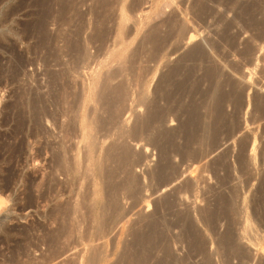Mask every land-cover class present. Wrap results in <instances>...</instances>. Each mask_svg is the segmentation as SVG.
Masks as SVG:
<instances>
[{
  "label": "rangeland",
  "instance_id": "rangeland-1",
  "mask_svg": "<svg viewBox=\"0 0 264 264\" xmlns=\"http://www.w3.org/2000/svg\"><path fill=\"white\" fill-rule=\"evenodd\" d=\"M84 1L75 0L74 5V0H0V264H123L129 253L137 256L134 264H144V260L145 264H158L160 257L165 264L168 254L177 260L181 258V264H204L203 254L190 250L178 236V228L168 231V236L156 249H153V241H148L145 249L140 247L135 235L142 225L154 218L162 215L173 218L171 210L161 206L167 197L177 198L174 211L207 205L216 209L218 204L214 203L221 193L230 201L227 207L238 206L240 217L248 216L239 219L241 228L236 231L241 232L236 234L242 238L244 233L239 242L254 256L253 264L264 262L263 182L260 186V178L264 177V71L261 66L264 61V0H238L240 5L237 0L221 3L214 0H206V3L205 0H146L125 18L121 17L120 6L116 4L110 8L107 24L103 25L104 45L97 37L93 43H87L88 36L93 33L94 16L100 14L101 9L94 5L92 11L93 1ZM130 1L124 0V5H129ZM203 1L210 8L201 11L200 2L203 4ZM247 4L257 6L252 22L248 15L241 14V8ZM75 6L83 14L89 10L82 20L75 18ZM172 15L175 16L173 26H158L160 36H170L161 50L156 51L151 42L141 44L150 26ZM177 20L182 22L184 30L188 29L176 28ZM39 22L44 23L45 29L37 27ZM80 24H84L80 39L87 45V54L79 61L68 42H74V33ZM101 27L94 30H101ZM95 31L92 35L100 34ZM190 33L196 37L189 43ZM180 34L185 35L184 38ZM43 36H46L44 42ZM196 42L201 43L205 57L188 59L187 51ZM176 65L181 71L167 74ZM214 67L219 71L208 77L205 73ZM110 70L118 72L115 78L119 81L126 78L130 84V97L122 119L128 129L138 116L147 115L149 108L152 112L162 111L167 123L157 122L149 130L141 131L138 143L128 137L127 142L136 153L133 172L139 182L131 186L133 189L122 199L125 218L107 236L97 239L82 235L89 229L87 225L74 233V112L81 111L84 105L91 108L90 85L94 78H104ZM167 75L170 81L165 83L163 79ZM185 77L187 90L181 89L182 92L168 100L166 96L169 92L171 96V90ZM217 90L227 95L221 104L223 118L216 124L212 118L217 111L214 100ZM190 112L196 117L199 113L202 119L199 121L210 122L206 133V139H210L205 143L209 140L211 143L191 147L192 154L197 149L204 150L197 158L192 154L193 158H186L175 151L177 145L183 144L179 127L191 118ZM167 133L177 134L171 139ZM244 139L247 149L244 151L245 164H242L238 155ZM58 152L68 163L56 160ZM162 157H167L178 171L177 177L175 175L164 185L161 174L155 172ZM64 163L67 167L70 164L69 169ZM188 181L194 182V187L183 186ZM221 216L219 233L231 224L228 213ZM192 219L207 241L213 264L238 263L237 258L225 257L224 250L216 252L218 232L214 237L207 220L206 224L197 211L192 212ZM227 222L229 225L225 226ZM247 227L251 230L245 233ZM247 234L253 236L248 235V241ZM143 256L147 258L142 259L144 262ZM173 263L178 262L174 260Z\"/></svg>",
  "mask_w": 264,
  "mask_h": 264
},
{
  "label": "bare ground",
  "instance_id": "bare-ground-1",
  "mask_svg": "<svg viewBox=\"0 0 264 264\" xmlns=\"http://www.w3.org/2000/svg\"><path fill=\"white\" fill-rule=\"evenodd\" d=\"M44 1V0H43ZM48 1V0H47ZM78 1V0H77ZM81 1V0H80ZM84 1V0H83ZM88 1V0H87ZM93 1L90 5V9L92 11L94 8V5H97L98 8H100V14H97L94 16L95 20V25L94 28H98L101 27V30L95 29L97 31H100V34H94L96 31L93 28V33H91V36H88L89 38L87 39V43L92 42L94 40L97 39L98 41L102 40V43L104 41L103 39V31L105 29V26L103 27L106 20H108V13L110 11V8L116 4H119L120 6V12H121V17L125 18L127 16V13H133L134 11H136L137 9H139V7L144 3V1L146 0H132L130 1L131 3L129 5H124V0H91ZM172 1V0H171ZM212 1V0H211ZM215 2L221 3L224 2L226 0H214ZM229 1V0H228ZM238 1V0H237ZM257 1V0H256ZM39 2V1H38ZM59 2V1H58ZM67 2V1H66ZM85 2V1H84ZM45 3V2H44ZM43 3V4H44ZM53 3V2H52ZM200 9L201 11L206 10L210 7H206V5L203 4L202 2H200ZM206 3V0H205ZM239 3V1H238ZM41 4V3H40ZM48 4V3H47ZM63 4V3H62ZM197 4V3H196ZM57 5V4H56ZM59 5V4H58ZM74 5H75V0H74ZM163 5V4H162ZM231 5V4H230ZM240 5V3H239ZM256 5V4H255ZM253 4H247L246 6H241L242 10H241V14H245L249 16L250 21L252 22V17L253 15L256 13H254V9L257 7ZM260 5V4H259ZM49 6V5H47ZM78 6V5H76ZM75 6V10H74V15H76L75 18L78 17V20H82L85 17V14H88L89 10L83 14L82 12H79V9L77 10ZM118 6V5H117ZM169 6V5H167ZM210 6V5H209ZM213 6V5H212ZM233 6V5H231ZM230 6V7H231ZM50 7V6H49ZM216 7V6H215ZM234 7V6H233ZM116 8V7H115ZM195 8V7H194ZM206 8V9H205ZM212 8V7H211ZM264 8V7H263ZM262 8V9H263ZM45 9V8H44ZM89 9V8H88ZM95 9V8H94ZM114 9V8H113ZM173 9V8H172ZM192 9V8H191ZM259 9V8H258ZM50 10V9H49ZM90 10V11H91ZM98 10V9H97ZM91 11V12H92ZM163 11V10H162ZM178 11V10H177ZM195 11V10H194ZM197 11V10H196ZM214 11V10H213ZM60 12V11H59ZM158 12V11H157ZM53 13V12H52ZM93 13V12H92ZM212 13V12H211ZM254 13V14H253ZM47 14V13H46ZM56 14V13H55ZM167 14V13H166ZM111 15V14H110ZM109 15V16H110ZM161 15V14H160ZM239 15V14H238ZM131 16V15H130ZM197 16V15H196ZM244 16V15H243ZM45 17V16H44ZM50 17V16H49ZM55 17V16H54ZM111 17V16H110ZM153 17V16H152ZM175 16H168L166 17L167 19H163L160 23L158 22V24H154L152 26L149 27V29L147 30L148 34H145L146 36L144 37V39L142 40L141 44H148L151 42V44H153L154 49L156 51H159L163 48L164 44L168 41L169 39V34L168 35H164L163 37L159 35L158 32V28H160L162 26V24H172L171 26L174 25V18ZM218 17V16H217ZM93 18V17H92ZM193 18V17H192ZM110 19V18H109ZM181 19V17H180ZM218 19V18H217ZM254 19V18H253ZM86 20V19H85ZM155 20V19H154ZM233 20V19H232ZM49 21V20H48ZM84 21V20H83ZM176 21V20H175ZM230 21V20H229ZM254 21V20H253ZM257 21V20H256ZM121 22V21H120ZM171 22V23H170ZM184 22V21H183ZM260 22V21H257ZM94 23V22H92ZM96 23H100L98 26L96 25ZM204 23V22H203ZM75 24V23H74ZM87 24V23H86ZM150 24V23H149ZM192 24V23H191ZM206 24V23H205ZM253 24V23H252ZM257 24V23H256ZM259 24V23H258ZM161 25V26H160ZM176 28H179V30L185 27H183V24L181 21L177 20V22L175 23ZM254 25V24H253ZM78 27V25H75ZM149 26V25H148ZM160 26V27H158ZM170 26V27H171ZM257 26V25H256ZM40 27L41 30L45 29L44 28V23L39 22L38 26ZM86 27V26H85ZM92 27V26H91ZM175 27V26H174ZM87 28V27H86ZM104 28V29H103ZM167 28V27H166ZM40 29L38 28V30L40 31ZM76 32L74 33V42L73 41H69V48L72 50L74 49V52L76 53L75 56H78L79 61L83 58H85L86 54H87V45L82 42L83 39H80L81 36V32H84V24L81 25L76 28ZM188 29V28H187ZM187 29H185L184 31H186ZM178 30V29H177ZM176 30V31H177ZM106 31V30H105ZM165 31V30H164ZM169 31V30H168ZM183 31V34H185ZM182 32V31H181ZM262 32V29H261ZM106 33V32H104ZM164 33V32H163ZM173 33V32H172ZM171 33V34H172ZM178 33V32H177ZM175 34V33H174ZM183 34L181 35V38H184ZM89 35V34H88ZM106 35V34H105ZM173 35V34H172ZM259 35V34H258ZM264 35V34H263ZM176 36V35H175ZM262 36V35H260ZM95 37H97L96 39H94ZM174 37V36H173ZM195 35L193 33H190L188 36V42H192L195 39ZM258 37V36H257ZM49 38V37H48ZM67 38V37H66ZM69 38V37H68ZM172 38V36H171ZM42 41L44 42V40L46 39V36H43V38H41ZM94 39V40H93ZM37 40V39H36ZM70 40V39H69ZM93 40V41H92ZM170 40V39H169ZM181 40V39H180ZM38 41V40H37ZM49 41V40H48ZM182 41V40H181ZM184 41V40H183ZM100 44V43H99ZM201 44V43H200ZM198 42H196L195 44H193L189 50L187 51V58L188 59H194V58H204L205 57V51L203 50V48L201 47ZM43 45V44H42ZM104 45V43H103ZM51 46V45H50ZM49 47V46H48ZM180 47V46H179ZM189 47V46H188ZM249 47V46H248ZM56 51V49H55ZM57 52V51H56ZM55 52V53H56ZM60 52V51H59ZM54 53V54H55ZM171 53V52H170ZM186 53V51H185ZM59 56V55H58ZM130 58V57H129ZM184 58V57H183ZM56 59V58H55ZM54 59V60H55ZM207 59V58H206ZM78 61V60H77ZM121 65H122V60L120 61ZM184 62V61H183ZM125 63V62H124ZM79 64V63H78ZM172 64V63H171ZM179 65V64H178ZM176 65L174 67H172L169 72H167V74L172 75V73H175L176 71H179V66ZM204 65V64H203ZM124 66V65H123ZM186 67V66H185ZM216 67V66H215ZM212 68V69H208L209 71L206 72L205 74L208 75V77L210 76H215V74L219 71L217 68ZM122 68V66L120 67ZM124 68V67H123ZM207 68V67H206ZM126 69V68H125ZM181 71V70H180ZM179 71V72H180ZM196 71V70H195ZM264 71V70H263ZM108 72V71H107ZM190 72V71H189ZM183 73V72H182ZM191 73V72H190ZM196 73V72H195ZM118 75V72L116 71H111L108 72L104 78H94L93 82L90 85V89L89 91L91 92L90 98H89V102H91L92 106L90 109H88L85 105L84 108H82V110H77L76 112H74V233L76 234L77 231H79V228L82 227V225H87L89 226V229H86L84 231V234L82 235H86L87 237H94L97 239H101L105 236H107L112 229L122 221L123 218H125V211H123L122 209V199L127 197L125 196L126 194H128V191H131L130 189L132 188L131 186L136 185L139 181H138V177L135 175V172H133V167L136 164V160H135V151L132 148V146H130L127 142L128 137L131 139H129L130 141H134L137 142L140 140V133L141 131H143L144 129H148L151 126H153L154 123L160 122V123H165V114L161 112H159V110H153L150 111L149 108V112H147V115L144 116H138L134 123L132 124L131 128L128 129L126 127V125L124 124L123 119V115L126 112V107H127V102L129 99V95H130V89H129V81L126 78H120L121 80L119 81L117 78H115ZM166 75V74H165ZM191 75V74H190ZM206 75V77H207ZM169 75L166 76V78H164L163 80L165 81V83H168L170 81V76ZM165 77V76H164ZM168 77V78H167ZM175 77V76H174ZM207 77V78H208ZM194 78V77H193ZM214 78V77H213ZM118 80V82H116L115 80ZM160 79V78H159ZM188 79L190 80V76L188 77ZM115 81V83H114ZM159 81V80H158ZM176 81V80H175ZM187 78L185 77L184 80H182V82L178 83L176 85V87L174 89H172V93L170 96V92L168 94V96H166L168 98V100L170 98H174V96L176 95L177 92L181 91L184 89H186V85L187 83ZM172 83V81H171ZM207 83V82H206ZM129 84V85H128ZM208 84V83H207ZM173 85V84H172ZM171 85V86H172ZM194 85V84H193ZM215 85V84H214ZM219 86V85H218ZM164 88V87H163ZM192 88V87H191ZM235 88V87H234ZM238 88V87H237ZM169 89V88H168ZM182 89V90H181ZM216 89V88H215ZM84 90V89H83ZM164 90V89H163ZM166 90V88H165ZM183 90V92H184ZM187 90V89H186ZM202 90V89H201ZM221 90V89H220ZM234 91V90H232ZM236 91V90H235ZM88 92V90H87ZM162 92V91H161ZM200 92V91H199ZM218 94L216 95V100L215 101V105L217 107V111L216 114L214 116V118H212V120L214 119V121L216 122V124L219 122L220 118L222 117V108L223 107L221 104L223 102V98L225 95L224 92H220L218 91ZM164 93V91H163ZM186 93V92H185ZM209 93V92H208ZM214 93V92H213ZM243 93V92H242ZM162 94V93H160ZM199 94V93H198ZM231 94V93H230ZM235 94V93H234ZM201 95V94H200ZM229 95V94H228ZM178 96V95H177ZM176 96V97H177ZM190 96V95H189ZM231 96V95H230ZM242 96V95H241ZM193 97V96H192ZM201 97V96H200ZM233 97V96H232ZM244 97V96H243ZM181 98V97H180ZM191 98V97H190ZM194 98V97H193ZM203 98V97H202ZM240 98V97H239ZM37 99V98H36ZM201 99V98H200ZM32 100V99H31ZM35 101V100H34ZM201 101V100H200ZM170 102V101H169ZM202 102V101H201ZM40 103V102H39ZM86 103V102H84ZM158 103V102H157ZM177 103V102H176ZM214 103V102H213ZM33 104H36V102H34ZM32 104V105H33ZM42 104V103H41ZM75 104V103H74ZM149 104V103H148ZM40 105V104H39ZM181 105V104H179ZM178 105V106H179ZM195 105V103H194ZM35 106V105H33ZM156 106V105H155ZM160 106V105H159ZM213 106V105H212ZM164 107V106H163ZM182 107V106H181ZM193 107V106H192ZM215 106H213L214 108ZM215 107V108H216ZM187 108V107H186ZM214 108V109H215ZM39 109V108H38ZM37 109V110H38ZM154 109V108H153ZM41 110V109H40ZM75 110V108H74ZM184 110V109H183ZM39 111V110H38ZM156 111V112H155ZM164 111V110H163ZM36 112V111H35ZM41 113V111H40ZM193 113V111H192ZM260 113V112H259ZM168 114V113H167ZM181 114V113H180ZM191 118H189L188 120H185L184 123H180V136L183 139V144L181 145V147H179L178 145L176 146L175 151H177L178 153H182L184 157H188L191 156L193 148L191 149V147L195 146V145H200L203 146L204 144L209 145L211 142L209 140V142L205 143L206 140L210 139V137L208 139H206V133L209 127L208 126V122H201L199 120V117L201 115L197 114V117L191 114V112L189 113ZM208 114V113H207ZM39 115V114H38ZM169 115V114H168ZM206 115V113H205ZM189 116V115H188ZM237 118V117H236ZM176 119V118H175ZM206 119V118H205ZM187 121V122H186ZM204 121V119H203ZM167 123V122H166ZM233 123V122H232ZM179 124V123H178ZM205 124V125H204ZM215 124V125H216ZM223 124V123H222ZM239 124V123H238ZM155 125V124H154ZM218 127V126H217ZM214 128V127H213ZM211 128V129H213ZM215 129H218L215 127ZM231 129V128H230ZM149 130V129H148ZM219 130V129H218ZM227 130V129H225ZM212 131V130H211ZM215 132V130H213ZM146 132V130H145ZM148 132V131H147ZM217 132V130H216ZM220 132V131H219ZM228 132V131H227ZM165 133V131H164ZM209 133V132H208ZM213 133V132H212ZM211 133V134H212ZM161 134V133H160ZM169 134V133H167ZM166 134V135H167ZM177 133H173V134H169L168 136L171 137V139H174ZM217 134V133H216ZM215 134V135H216ZM163 135V132H162ZM208 135V134H207ZM210 135V134H209ZM213 135V134H212ZM156 136V135H155ZM167 136V137H168ZM164 137V136H163ZM180 138V139H181ZM213 139V137H211ZM215 138V137H214ZM218 139V138H217ZM220 139V138H219ZM176 140V139H175ZM169 141V139H168ZM174 141V140H173ZM172 141V142H173ZM214 141H216L214 139ZM220 141V140H218ZM156 142V141H154ZM171 142V143H172ZM175 142V141H174ZM170 143V144H171ZM216 143V142H213ZM212 143V145H213ZM219 143V142H218ZM176 144V143H174ZM220 144V143H219ZM210 145V146H212ZM216 145V144H215ZM159 146V145H158ZM206 146V145H205ZM214 146V145H213ZM246 146H247V142L244 139L241 143V150L240 153L238 155L239 160L242 162V164L244 163V151H246ZM161 147V146H160ZM173 147V146H172ZM209 147V146H208ZM202 148V147H201ZM205 147H203L204 149ZM212 148V147H211ZM191 149V150H190ZM210 149V148H209ZM208 149V150H209ZM218 149V148H217ZM222 149V148H221ZM229 149V148H228ZM68 150V149H67ZM70 150V149H69ZM68 150V151H69ZM168 150V149H167ZM206 150V149H205ZM251 152L253 153L254 151V146L251 148ZM63 151V150H62ZM169 151V150H168ZM54 152V151H53ZM67 152V151H65ZM204 150H196L195 152H193V157L197 158L199 155L203 153ZM213 152V151H212ZM55 154V153H54ZM69 154V153H68ZM67 154V155H68ZM168 154V153H167ZM209 154V153H208ZM163 155V154H162ZM161 155V156H162ZM206 155V154H205ZM213 155V154H212ZM171 156V155H170ZM204 156V154H203ZM228 156V155H227ZM67 157V156H66ZM191 156V158H193ZM237 157V158H238ZM56 160L59 162H66L68 163V161H66L67 159L65 158L64 155H62L60 152H58V154H56L55 156ZM163 160L160 162V164L156 167V171L161 174V178L163 179V185L165 183H167L169 180H172V178L176 175L177 177V167L176 165H173L168 159L167 157H162ZM189 158V157H188ZM66 159V160H65ZM182 159V158H181ZM219 159V158H218ZM222 159L226 160L225 158ZM55 160V161H56ZM171 160V159H170ZM199 160V159H198ZM216 160V159H215ZM223 160V161H224ZM56 162V163H58ZM60 162V163H61ZM240 162V163H241ZM59 163V164H60ZM219 163V162H217ZM227 163V162H226ZM65 164V163H64ZM63 164V165H64ZM61 165V164H60ZM70 165V164H69ZM68 165V167H69ZM66 166V164H65ZM223 166V165H222ZM67 167V166H66ZM67 167V169H69ZM192 167V166H191ZM200 167V166H199ZM225 167V164L224 166ZM230 167V166H227ZM64 168V166L62 167ZM208 168V167H207ZM67 169H65L66 171H68ZM200 170V169H199ZM202 170V169H201ZM229 170V169H227ZM64 171V170H63ZM168 171H170V173H167ZM165 172L168 174H165ZM207 173V172H206ZM156 174V173H155ZM170 174V176H169ZM214 174V173H213ZM263 174V173H262ZM159 175V174H158ZM202 176V174H201ZM203 177V176H202ZM221 177V176H220ZM183 178V177H182ZM213 179V178H212ZM218 179V178H217ZM206 181V180H205ZM221 181V180H220ZM219 181V182H220ZM224 181V180H223ZM170 182V181H169ZM168 182V183H169ZM202 182V181H201ZM194 183V182H193ZM192 182H187L185 185L186 187H192L193 186ZM169 185V184H168ZM263 185H264V179H263ZM194 187V186H193ZM261 188V187H260ZM133 189V188H132ZM137 190V189H136ZM174 190V189H173ZM264 190V188H263ZM133 191V190H132ZM262 193V191H260ZM264 192V191H263ZM233 193V192H232ZM134 194V192H133ZM173 194V193H172ZM225 194V193H224ZM131 196V195H130ZM232 196V194H231ZM215 198V197H214ZM227 197H224V195L218 197V201L217 199L215 200L216 203H214V205L218 204V208L216 209H212L210 208V206L207 205V207L205 206L204 208H191V206H187L184 210H180V211H174L172 210L173 207L176 205V200L177 198H172L169 199L168 197L165 199V201H162L163 203H161L162 207H167L166 210L170 209L171 214H173V218L171 219L170 217L166 218V216L162 215L159 218H154V220H150L151 218H153V216L149 219L150 221L146 222L144 225L141 226V228H139L137 230V234L135 235V237L137 238V243L139 242V246L141 247H145L146 244H148V241H153L154 246L151 244V246H153V249H156L158 246L160 247V243L163 241L164 238H166L167 232L170 231L171 229H175L178 228L179 230V237L181 238V240L184 242H186L188 245L190 246V250L194 251L195 254L201 253L203 254L202 256H204V264H213V254L209 253L207 251V241L204 239V237H202L201 233H199V231L197 230L196 226H195V222L193 221L194 219H192V212L197 211L198 215L201 217L202 221L203 218L205 219V223L206 220L208 221L209 227L214 231V237L216 236L215 234L218 232L217 231V227L220 223V216L223 214H229L231 218V224L230 226L228 224H225V226H227L226 228H224V231L221 233H217V237H216V241L217 242V246H216V252L218 251V253H221L222 250H224L222 252V254L225 252V257L227 256L228 258L230 257V259L232 258H237L239 261L236 264H253V258L254 257L251 252L249 251L248 248H246L244 245H242L239 240L243 239L244 233L242 238L240 237V235L238 236L236 233L239 234V232H241L240 230L236 231V229H240L241 228V221H239V219L242 220V218L240 217V208H238V206L232 205L230 208L227 207V204H230V201L228 199H226ZM237 198V197H236ZM232 199V198H231ZM235 200V199H232ZM258 200V199H256ZM255 200V201H256ZM179 202V201H178ZM177 202V203H178ZM184 202V201H183ZM200 202V201H199ZM234 202V201H232ZM259 202V201H258ZM262 202V201H261ZM181 203V202H180ZM198 205V204H197ZM212 205V204H209ZM254 205V204H253ZM186 206V205H185ZM201 206V205H200ZM260 206V205H259ZM161 207V208H162ZM179 207V206H178ZM216 207V206H215ZM214 207V208H215ZM262 207V206H261ZM184 208V207H183ZM264 211V210H263ZM243 212V210H242ZM241 212V213H242ZM259 215L262 212H258ZM154 214V213H153ZM257 213H255L256 215ZM159 215V214H158ZM161 215V214H160ZM168 215V214H167ZM221 216V217H222ZM264 216V215H263ZM251 217V216H250ZM170 218V219H169ZM245 218V217H244ZM243 218V219H244ZM248 218V216L246 217ZM245 218V219H246ZM148 219V218H147ZM226 221L228 220L227 217H225ZM263 219V218H262ZM219 220V221H218ZM223 220V219H221ZM218 221V223H217ZM225 221V220H224ZM247 221V220H246ZM245 221V223H247ZM249 221V220H248ZM203 222V224H204ZM251 222V219L250 221ZM255 222V221H254ZM207 224V223H206ZM248 224V223H247ZM205 225V224H204ZM249 225V224H248ZM258 225V224H257ZM247 226V225H246ZM84 227V226H83ZM207 227V226H206ZM245 227V225H244ZM250 227V225H249ZM245 228L244 232H247V229L251 228ZM253 228V227H252ZM210 229V230H211ZM255 229V227H254ZM249 230V232H250ZM253 231V230H252ZM166 232V233H165ZM172 232V231H171ZM255 232V231H254ZM169 233V232H168ZM252 233V232H251ZM257 233V232H256ZM166 235V236H165ZM170 235V234H169ZM246 235V234H245ZM249 234H247L248 237ZM252 235H255L252 234ZM249 235V236H252ZM76 236V235H75ZM83 236V237H84ZM85 236V237H86ZM260 237V235H258ZM264 236V235H263ZM246 237V236H245ZM253 237V236H252ZM177 238V237H176ZM175 238V239H176ZM263 238V237H262ZM85 239V238H84ZM83 239V240H84ZM135 239V238H134ZM133 239V240H134ZM154 239V240H153ZM249 237L247 238L248 241ZM252 239V238H251ZM259 239V238H257ZM167 240V239H166ZM180 240V239H179ZM240 240V241H241ZM264 240V238H263ZM181 241V242H182ZM260 241V240H259ZM135 242V240H134ZM182 242V243H183ZM261 242V241H260ZM260 242L257 241V243L260 244ZM150 243V242H149ZM251 243V242H250ZM264 243V242H263ZM86 244V243H85ZM132 244V243H131ZM130 244V245H131ZM185 244V243H184ZM255 244V242H254ZM147 246V245H146ZM150 246V247H151ZM173 246V245H172ZM158 247V248H159ZM249 247V246H248ZM133 248V247H132ZM143 248L141 249L143 252ZM152 248V247H151ZM145 249V248H144ZM252 249V248H251ZM264 249V248H263ZM140 250V248H139ZM92 251V250H91ZM96 251V250H95ZM145 251V250H144ZM168 251V250H167ZM221 251V252H220ZM99 252V251H98ZM123 252V251H122ZM140 252V251H139ZM215 252V251H214ZM257 252V251H255ZM95 253V252H94ZM138 253V252H136ZM171 253V252H169ZM97 254V253H95ZM127 254V253H125ZM132 254V253H131ZM130 253L127 254V256H125L128 264H134L136 263L135 261L136 259V255H131ZM134 254V253H133ZM193 254V253H192ZM138 255V254H137ZM167 255V253H166ZM189 255V254H188ZM199 255V254H198ZM121 256V255H120ZM123 256V257H124ZM142 256V255H141ZM139 256V257H141ZM146 256V255H144ZM142 257L141 260L146 257ZM148 256V255H147ZM223 256V255H222ZM259 256V255H258ZM98 257V256H97ZM138 257V258H139ZM167 257V256H166ZM170 257V258H169ZM188 257V256H187ZM95 258V257H94ZM100 258V257H99ZM98 258V259H99ZM158 258V257H157ZM170 260H169V259ZM257 258V257H256ZM118 259V258H117ZM123 259V260H125ZM147 259V258H146ZM164 259V258H163ZM161 257L157 260L158 264H162L161 260H163ZM188 259V258H187ZM227 259V258H225ZM255 259V258H254ZM93 260V259H92ZM104 260V259H103ZM142 260V261H143ZM166 260H169L168 264H175L173 263L174 260L176 262H178L179 264H181V258L179 260H177L175 257L173 258L172 254H168V257L166 258ZM141 261V262H142ZM146 263V260H144ZM143 261V262H144ZM166 261V262H167ZM183 261V260H182ZM202 261V260H201ZM92 262V261H91ZM97 262V261H95ZM117 262V261H116ZM125 262V261H124ZM123 263V264H127ZM165 262V264H167ZM184 262V261H183ZM227 261H225L226 263ZM256 262V261H255ZM75 263V262H74ZM98 263V262H97ZM139 263V261H138ZM144 263V264H145ZM176 263V264H178ZM116 264V263H115ZM143 264V263H140ZM153 264V263H152ZM229 264V263H228ZM231 264V262H230ZM256 264H264L263 261H258L256 262Z\"/></svg>",
  "mask_w": 264,
  "mask_h": 264
},
{
  "label": "water",
  "instance_id": "water-1",
  "mask_svg": "<svg viewBox=\"0 0 264 264\" xmlns=\"http://www.w3.org/2000/svg\"><path fill=\"white\" fill-rule=\"evenodd\" d=\"M246 149H247V148H246ZM263 179H264V177H261V178H260V186H261V184H262V182H263ZM260 186H259V187H260Z\"/></svg>",
  "mask_w": 264,
  "mask_h": 264
},
{
  "label": "built area",
  "instance_id": "built-area-1",
  "mask_svg": "<svg viewBox=\"0 0 264 264\" xmlns=\"http://www.w3.org/2000/svg\"><path fill=\"white\" fill-rule=\"evenodd\" d=\"M261 66H262V68H263V70H264V61L262 62Z\"/></svg>",
  "mask_w": 264,
  "mask_h": 264
}]
</instances>
